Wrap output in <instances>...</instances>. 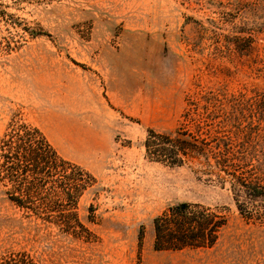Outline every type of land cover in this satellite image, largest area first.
Segmentation results:
<instances>
[{
	"label": "rangeland",
	"instance_id": "rangeland-1",
	"mask_svg": "<svg viewBox=\"0 0 264 264\" xmlns=\"http://www.w3.org/2000/svg\"><path fill=\"white\" fill-rule=\"evenodd\" d=\"M260 2L0 0V139L12 119L28 122L89 174L77 205L89 233L74 236L27 216L0 185V264H264V216L239 212L229 174H252L264 153L252 96L264 87ZM177 132L190 136L181 164L147 155L150 133ZM178 202L214 231L155 250L153 220Z\"/></svg>",
	"mask_w": 264,
	"mask_h": 264
},
{
	"label": "trees",
	"instance_id": "trees-1",
	"mask_svg": "<svg viewBox=\"0 0 264 264\" xmlns=\"http://www.w3.org/2000/svg\"><path fill=\"white\" fill-rule=\"evenodd\" d=\"M260 5V0H253V7ZM258 32V28L253 29V42ZM254 62L255 70L264 76V47L262 55L258 54ZM252 96L253 104L259 107V111H263L261 107L264 106V87L253 88ZM253 129L256 136L261 137L264 120L257 117L253 121ZM189 138L188 134L179 132L173 138L150 133L144 141V147L147 155L155 161L181 164L182 156L186 154L183 151L184 145L189 143ZM0 152V185L6 187L2 192L7 201L40 223L57 227L61 233L74 236L78 229L89 233L77 212L78 198L83 188L78 180L89 174L61 156L37 126L12 119L0 139ZM215 152L217 155L221 153L220 148ZM257 153L264 155L260 150L254 153L252 174H229L232 177V190L239 212L245 216H253V219H263L264 169L260 167L261 161ZM215 160L220 170L228 169L226 165L218 163L219 157ZM69 169L71 172L67 173ZM242 195L253 200V208L246 201H240L239 197ZM196 208L195 204L178 202L163 216L155 217L154 249L202 245L201 240H206L204 232H213L214 223L199 215ZM167 218L172 220L165 223ZM196 232H201L202 235L199 236Z\"/></svg>",
	"mask_w": 264,
	"mask_h": 264
}]
</instances>
